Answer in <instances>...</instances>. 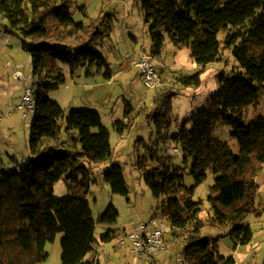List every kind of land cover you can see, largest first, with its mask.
<instances>
[{"label": "trees", "instance_id": "trees-1", "mask_svg": "<svg viewBox=\"0 0 264 264\" xmlns=\"http://www.w3.org/2000/svg\"><path fill=\"white\" fill-rule=\"evenodd\" d=\"M74 4L75 0H0V14L8 19L11 32L22 34L23 47L32 55L33 73L38 78L33 87L31 158L0 170V264H40L49 255L46 244L61 232L63 264H100L93 254L98 222L88 195L93 164L113 155L110 133L98 111L64 109L50 98L49 91L65 82L61 63L69 65L72 76L83 67L97 65L106 68V76L110 74L104 50L116 51L111 46L115 45V16L102 10L97 17H88L83 6L87 20L76 21ZM142 12L150 26L154 55L160 54L165 44L163 32L176 46L191 49L201 70L181 75L184 84H199L201 71L221 59L223 48L231 49L238 62L236 68L220 73L218 87L205 107L188 117L179 130L169 133L171 99L177 93L174 87L159 90L157 105L147 113L156 126V142L179 146L185 163L192 159L195 183L190 187L183 184L184 174L177 172L173 155L154 150L152 161L144 156L138 162L159 200L155 215L170 225L167 232L173 230L179 236L197 220L194 232L186 233L180 262L221 264L223 258L213 240L201 237L203 201L194 199V194L213 173L215 183L208 196L213 220L234 226L232 236L241 244L252 241V229L244 220L257 210V176L264 165V113L250 122L244 118L251 106L259 105L264 88V0H142ZM222 31L226 32L225 45ZM121 123L116 122L120 132ZM218 124L232 128V137L240 146L238 154L216 136ZM60 180L67 184L64 196L54 194ZM105 181L114 193L128 195L121 166L112 165ZM118 215L111 204L99 222H116ZM113 237L114 231H109L101 239L107 243ZM234 262L233 258L227 260L228 264Z\"/></svg>", "mask_w": 264, "mask_h": 264}, {"label": "rangeland", "instance_id": "rangeland-1", "mask_svg": "<svg viewBox=\"0 0 264 264\" xmlns=\"http://www.w3.org/2000/svg\"><path fill=\"white\" fill-rule=\"evenodd\" d=\"M83 6L88 17H96L102 10L115 16L112 25V40L115 45L111 43V46L116 51L113 53L110 50H104L112 72L116 75L115 80L111 85L103 82V85L90 88L81 86L69 88L63 85L51 89L49 96L64 109L81 107L98 111L103 117L104 125L109 130L113 155L108 160L93 164L92 184L88 195L93 216L98 222L97 234L101 231L107 233L117 227L123 229L128 223L135 224L159 216L155 215L159 200L154 197L151 188L146 183L144 171L138 168V162L144 156L152 161L151 155L154 150H157L156 153L160 155H173V164L176 165L177 172L184 174L183 184L190 187L195 183L191 173L192 159L185 163L181 152L176 151V149L181 151L179 146L165 143L162 140L156 142V126L153 122L151 124L147 113H150L157 105L156 99L161 94L159 90L174 87L177 93L171 99L169 133L179 130L188 117L205 107L208 98L218 87L220 73L236 68L238 62L231 49L223 48L221 59L209 63L201 71L200 83L186 85L180 81L179 77L183 74H195L201 70V67L193 68L189 55L180 60L179 50L166 32H163L165 44L160 57L157 58L154 55L150 26L146 23L142 12V0H75L72 11L76 21L87 20L81 8ZM11 31L12 27L8 19L0 14V155L3 159L0 170L14 168L18 163H25L31 158L30 127L35 112L28 111V116H26L24 110H18L16 106L20 103V96L24 94L25 89L33 88L38 80L33 73L32 55L23 47L22 34L16 30ZM131 34L136 36L137 40L132 39ZM225 36L226 32L222 31L220 38L223 45H225ZM143 51L154 57V62L162 75L164 86L159 89L147 91L141 77L137 76V70L132 61L138 53ZM162 59L166 62L165 68L171 67L172 69L163 71L159 67ZM177 62L182 64L181 69L174 68ZM60 68L61 72L65 74L63 66ZM81 69L84 71V78H88L91 83L104 81L106 68L102 69L97 65ZM91 69L94 75H87V71ZM16 73L20 74V78L16 76ZM93 92L98 93L100 105L93 103L96 99L95 96H92ZM76 93L84 94L85 97H78L71 107L72 94ZM259 101V105L251 106L247 110L245 122L253 120L257 112H264V88L260 92ZM132 116H134V123H132ZM122 120L124 124H120L122 128L120 132L116 122ZM231 133L232 128L226 124H218L215 129L216 136L228 142L233 151L238 154L240 146ZM112 165L122 167L129 190L128 195L114 193L111 186L105 181V175ZM214 183L215 175L209 173L207 179L196 188L194 194V199L203 201L200 206V218L204 223L201 237L213 240L218 256L223 258L221 264H228L227 260L231 258L235 261L231 264H264V165L257 176L259 185L256 196L257 210L244 220V225H249L253 232L252 241L248 244H241L233 238L231 231L234 226L216 223L213 220V211L208 196ZM111 204L119 213L117 221L99 222L100 217ZM196 214L195 218L198 219L199 215ZM196 221L194 220L179 236L175 235L173 230L167 232L164 239L166 245L164 254H159L152 261L144 259L145 261H140L139 264H183L180 262V257H182V251L185 248L186 233L194 232ZM62 236L61 232L54 242L46 244V251L49 255L40 264H63L60 243ZM112 244L113 241L104 249V257H102L104 262L107 264H133V253L124 255V253L114 250ZM118 254L123 255L119 256Z\"/></svg>", "mask_w": 264, "mask_h": 264}, {"label": "built area", "instance_id": "built-area-1", "mask_svg": "<svg viewBox=\"0 0 264 264\" xmlns=\"http://www.w3.org/2000/svg\"><path fill=\"white\" fill-rule=\"evenodd\" d=\"M132 64L138 68L143 86L147 91L164 86L162 75L150 53L140 52L132 61ZM16 76L20 78V74L16 73ZM35 103L36 97L33 88H26L21 102L16 108L24 110V115L28 116V111H34ZM176 151L180 153V150L176 149ZM132 225V230L117 235L116 243L120 247L124 248L131 242L136 255L149 261L166 251L164 239L170 225L165 219L156 216Z\"/></svg>", "mask_w": 264, "mask_h": 264}, {"label": "crops", "instance_id": "crops-1", "mask_svg": "<svg viewBox=\"0 0 264 264\" xmlns=\"http://www.w3.org/2000/svg\"><path fill=\"white\" fill-rule=\"evenodd\" d=\"M97 17V16H96ZM8 32V30H7ZM4 34H6V32H4ZM132 39L134 40H137V37L134 36L133 34L130 35ZM176 46V45H175ZM179 50V57L181 58L180 60H183L185 59L188 55L190 56V60H191V65L193 68H197L199 67L197 62L195 61V59L192 57V52H191V49L189 47H186V46H176ZM139 54V53H138ZM161 55V52L160 54H157L156 57H160ZM166 62L162 59V62L160 63L161 65H159V67L163 70V71H168L170 69H172L171 67L169 68H165V64ZM179 62H177L175 65H174V68L175 69H181L182 67V64H178ZM110 65V64H109ZM60 66H63L64 68V71H65V82L63 85H65L66 87H69V88H73L75 86H81V87H87V88H90V87H94V86H98V85H103V82L111 85L113 83V81L115 80V74L112 72V69L110 67V74H108L107 76L105 75V78L103 79L104 81H100V82H94V83H91L88 78H84L83 76V70L80 69L76 75L72 76L71 72H70V68H69V65L67 64H64V63H61ZM134 66V65H133ZM135 67V66H134ZM136 68V67H135ZM103 69V68H102ZM137 70V76H139L140 78V73L138 71V68H136ZM87 75H94L93 74V70H88ZM167 75V74H166ZM61 85V86H63ZM59 86V87H61ZM59 87H56V88H59ZM81 87H79L81 89ZM78 88V89H79ZM55 89V88H53ZM98 93L97 92H93L92 96H95L96 99H95V102H93L94 104L96 105H100V102L98 100V97H97ZM23 96V94H22ZM22 96H20L22 98ZM99 96V95H98ZM84 98L85 95L84 94H80L78 95V93L76 94H72V98H71V101H70V106L73 107V102L78 98ZM21 98H20V102H21ZM87 101V100H86ZM57 102V101H56ZM63 107V106H62ZM75 108V107H74ZM76 109H81L80 108H76ZM264 113V112H262ZM262 113H258L256 115H259V114H262ZM102 116V115H101ZM128 117V116H126ZM125 117V118H126ZM103 119V117H102ZM123 121V120H122ZM132 123H134L132 121ZM131 126V125H130ZM240 152V150H239ZM68 192V188H67V184L63 181V180H60L56 185H55V189H54V194L56 196H64L65 194H67ZM133 228V225L131 223H128L126 224V226H124L123 229H120L119 227H117V229H114L112 231H114V237L112 239L113 241V244H112V247L114 248V250L116 251H120L122 253H124V255H126L127 253L131 254L133 253L134 254V260H133V264H139L140 261H143V257H138L137 255H135L136 253L133 251V246H132V243L129 242L127 244L126 247H120L117 243H116V236L119 235L120 233H127L128 231L132 230ZM106 233H104V231H101L99 233H97V243L95 245V251L93 252L94 256H96V258L99 260V263L100 264H107L106 262H104L103 258L104 257V249H106V245L110 244V242H103L101 237L103 235H105ZM164 254V253H163ZM119 256L123 255V254H118ZM142 259V260H141ZM145 261V260H144Z\"/></svg>", "mask_w": 264, "mask_h": 264}]
</instances>
